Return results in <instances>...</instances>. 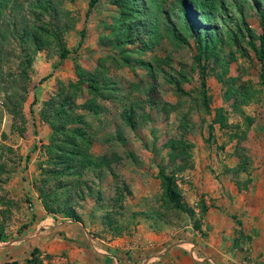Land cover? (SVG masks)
I'll list each match as a JSON object with an SVG mask.
<instances>
[{
	"label": "rangeland",
	"instance_id": "374dc122",
	"mask_svg": "<svg viewBox=\"0 0 264 264\" xmlns=\"http://www.w3.org/2000/svg\"><path fill=\"white\" fill-rule=\"evenodd\" d=\"M39 1L0 0V264L33 248L41 264H264V77L247 44L264 0L210 21L206 107L168 0L136 30L112 0ZM160 169L193 215L163 206Z\"/></svg>",
	"mask_w": 264,
	"mask_h": 264
},
{
	"label": "trees",
	"instance_id": "16d2710c",
	"mask_svg": "<svg viewBox=\"0 0 264 264\" xmlns=\"http://www.w3.org/2000/svg\"><path fill=\"white\" fill-rule=\"evenodd\" d=\"M97 0H89L86 6V14L89 13L94 7ZM165 0H112V5L119 11V16L123 21L128 22V27H133L135 30L139 28L137 19L142 17V14L146 7L150 6V3L157 5L158 8H161ZM225 0H168L166 9L159 10L161 11L160 18L162 22L167 27L165 30L170 37L176 41H182V35L187 34L193 44L196 47V66L197 74L199 78V90L201 92L203 105L206 107L205 101V64L203 61H207L210 57L213 56L214 47L216 46L213 42L216 41L212 38L214 26L210 24V21L214 19V15L217 11L221 10L225 6ZM39 6L42 8L43 12H46L50 15V12L54 11V8L50 0H41L39 1ZM49 27V26H48ZM46 29L43 32L47 33L51 37L57 38L58 33L54 29ZM259 27L260 34L257 36L255 42L250 38L247 40L249 49L251 50L255 60L259 63L261 71L260 78L264 77V13H261L259 16ZM130 29V28H129ZM40 30V29H38ZM131 32V30H130ZM83 35V32H80V36ZM35 38V37H34ZM135 40H140L137 36ZM33 42L37 45V39H33ZM69 52L63 48L59 47V59L64 60ZM200 60H203L202 64ZM80 69H77V72ZM79 82H86L80 77V74L77 73ZM164 81L167 84H173L177 87V84L168 77L164 78ZM90 86L92 87L91 82ZM218 116V111L216 112ZM125 116V117H124ZM123 118L126 121L130 122L128 114H124ZM220 115L218 121H220ZM182 147V145H181ZM189 147V145H188ZM184 150V149H183ZM184 152V151H182ZM157 179L159 180V189L161 201L163 206L173 208L177 211L184 212L185 214L191 216L194 211L191 207L187 206L186 203L181 201L180 195L181 190L178 187L175 179L172 174H165L163 170H159L157 174ZM199 211L204 212L206 207L204 204L199 201ZM45 210L47 209L46 205L44 206ZM234 218V216H233ZM235 224L240 225L239 221L235 218ZM195 231H199L200 227L197 224L193 225ZM38 254V249L33 248L29 253V257L24 259V264H41V261L36 256ZM5 264H16L15 262L5 263Z\"/></svg>",
	"mask_w": 264,
	"mask_h": 264
},
{
	"label": "crops",
	"instance_id": "0c3cea01",
	"mask_svg": "<svg viewBox=\"0 0 264 264\" xmlns=\"http://www.w3.org/2000/svg\"><path fill=\"white\" fill-rule=\"evenodd\" d=\"M43 222H47L46 220ZM250 232H252L254 234V231L252 229L249 230ZM249 233V232H248ZM264 256V253H262V257Z\"/></svg>",
	"mask_w": 264,
	"mask_h": 264
}]
</instances>
